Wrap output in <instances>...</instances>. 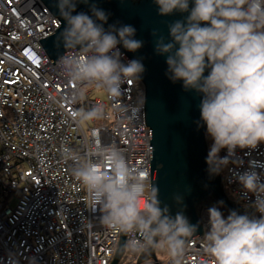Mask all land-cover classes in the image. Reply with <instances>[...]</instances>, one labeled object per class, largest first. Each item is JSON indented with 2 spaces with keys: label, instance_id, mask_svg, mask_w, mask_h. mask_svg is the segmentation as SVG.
Listing matches in <instances>:
<instances>
[{
  "label": "clouds",
  "instance_id": "1",
  "mask_svg": "<svg viewBox=\"0 0 264 264\" xmlns=\"http://www.w3.org/2000/svg\"><path fill=\"white\" fill-rule=\"evenodd\" d=\"M78 2L88 0H57L66 26L58 38L65 51L56 64L75 86L68 102L83 101L89 87L120 97L121 85L139 81L145 68L140 59L123 63L117 45L136 52L143 41L134 38L132 25L105 29L109 14L96 4L90 6L91 15H73ZM154 3L161 17L188 13L168 25V40L158 37L154 51L166 57V76L172 83L180 81L185 91L200 96L198 127H205L211 141L207 171L220 175L230 163H238L237 149L252 151L264 144V0H191L190 9V0ZM71 117L77 124L98 121L105 110L93 104L73 110ZM225 149L227 155L221 157ZM62 155L75 162L72 174L86 189L91 208H99L104 228L128 237L122 249L137 253L159 248L171 264H183L188 239L198 225L183 211L173 216L168 205L161 207L158 187L143 169L128 163L120 148L94 134L86 156L68 146ZM237 182L245 197H254L248 207L258 216L231 210L225 218L223 201L209 207V230L203 236L206 264H264V164L249 161ZM173 200L183 202L180 196Z\"/></svg>",
  "mask_w": 264,
  "mask_h": 264
},
{
  "label": "built area",
  "instance_id": "2",
  "mask_svg": "<svg viewBox=\"0 0 264 264\" xmlns=\"http://www.w3.org/2000/svg\"><path fill=\"white\" fill-rule=\"evenodd\" d=\"M58 28L39 0H0V264L112 263L120 236L104 228L98 207L91 208L86 189L72 174L75 162L62 155L64 146L84 157L95 134L120 148L150 181L144 86L129 81L116 98L89 87L83 101L69 104L75 86L39 42ZM122 62L127 63L123 57ZM95 92L103 99L93 98ZM93 104L103 105L104 119L83 123L86 128L73 121V110ZM219 155H227L226 149ZM236 160L220 177L223 192L248 206L254 197L242 194L237 177L249 161L264 164V144L252 151L237 149ZM202 221L203 234L187 243L183 264L209 260L203 242L207 212ZM142 252L125 249L121 264H136Z\"/></svg>",
  "mask_w": 264,
  "mask_h": 264
},
{
  "label": "water",
  "instance_id": "3",
  "mask_svg": "<svg viewBox=\"0 0 264 264\" xmlns=\"http://www.w3.org/2000/svg\"><path fill=\"white\" fill-rule=\"evenodd\" d=\"M39 2L59 24L53 34L39 41L54 65L65 51L58 38L66 22L59 15L57 0ZM92 4L109 14L105 29L112 24L117 27L132 25L136 29L134 38L143 41V46L136 52H128L122 45L117 47L126 61L140 59L145 68L139 81L144 86L145 123L150 138V182L159 189L161 207L168 205L173 216L183 211L191 224L198 225L188 242L203 234L202 215L219 201H223L220 211L225 218L231 210L253 215V210H243L226 197L220 175H209L205 163L208 154L206 129L203 125L198 127L200 96L185 91L180 81L172 83L166 76V57L154 51L158 37L168 40V25L183 20L188 13L173 12L161 17L154 0H88L87 4L78 2L73 15L78 12L91 15ZM191 7L190 0L189 9ZM174 196L182 197V204H176ZM125 240L126 236L121 235L111 264H119L124 257L122 245ZM150 261L157 264L156 248L143 251L136 264Z\"/></svg>",
  "mask_w": 264,
  "mask_h": 264
},
{
  "label": "rangeland",
  "instance_id": "4",
  "mask_svg": "<svg viewBox=\"0 0 264 264\" xmlns=\"http://www.w3.org/2000/svg\"><path fill=\"white\" fill-rule=\"evenodd\" d=\"M93 98H99V99H103V94L101 92H95L93 95H92ZM84 128H86V126L83 124ZM206 143H207V148H208V151H209V148H210V144H211V141L208 140L206 138ZM220 177L223 178L224 177V171L221 172L220 174ZM230 196V195H229ZM230 200H232L233 202L237 203L240 205V208L243 209V210H247L249 207L248 206H245V205H242L240 204L239 202V198L238 197H232L230 196L229 197ZM16 202L17 200L15 198H13L12 200H10V205L12 207H14L16 205ZM250 209V208H249ZM156 260H157V264H167V261L169 260V256L167 255L166 251H162L160 250L159 248H156ZM123 261V258L122 260ZM121 264V262L119 263ZM144 264H155L154 262L150 261V262H146Z\"/></svg>",
  "mask_w": 264,
  "mask_h": 264
}]
</instances>
